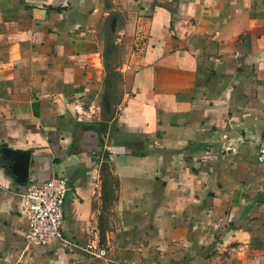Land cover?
Segmentation results:
<instances>
[{
    "label": "crops",
    "instance_id": "0c3cea01",
    "mask_svg": "<svg viewBox=\"0 0 264 264\" xmlns=\"http://www.w3.org/2000/svg\"><path fill=\"white\" fill-rule=\"evenodd\" d=\"M136 1L124 29L146 44L112 111L78 119L105 1L0 0V264H264V0ZM53 175L68 243H27L19 193ZM91 223L105 257L82 249Z\"/></svg>",
    "mask_w": 264,
    "mask_h": 264
},
{
    "label": "built area",
    "instance_id": "2783aa9c",
    "mask_svg": "<svg viewBox=\"0 0 264 264\" xmlns=\"http://www.w3.org/2000/svg\"><path fill=\"white\" fill-rule=\"evenodd\" d=\"M145 36L136 29L133 46L136 50L144 48ZM127 67L128 64H123ZM75 116L80 119L91 117L97 105L75 99L72 102ZM256 158L262 165L264 175V135L257 144ZM67 184L63 175H53L49 178L35 181L29 180L19 193L21 213L27 220L24 239L27 243L44 244L52 239H58L62 244L68 243L61 232L62 202ZM82 249L85 254L92 257H105L106 247L100 241L97 226L89 224L86 239Z\"/></svg>",
    "mask_w": 264,
    "mask_h": 264
},
{
    "label": "rangeland",
    "instance_id": "374dc122",
    "mask_svg": "<svg viewBox=\"0 0 264 264\" xmlns=\"http://www.w3.org/2000/svg\"><path fill=\"white\" fill-rule=\"evenodd\" d=\"M107 14L102 23L101 40V60L103 65V78L99 93L91 101L100 110L110 113L115 107L118 94L120 95L119 68L128 59L130 52L134 49L132 37L136 35V30L127 31L124 29L126 19L131 18V13L138 8L139 2L129 0H104ZM133 34V36H132ZM146 39V37H145Z\"/></svg>",
    "mask_w": 264,
    "mask_h": 264
},
{
    "label": "water",
    "instance_id": "95a60500",
    "mask_svg": "<svg viewBox=\"0 0 264 264\" xmlns=\"http://www.w3.org/2000/svg\"><path fill=\"white\" fill-rule=\"evenodd\" d=\"M12 162L9 166L12 171L18 175L19 178H26L28 151L27 150H15L13 152Z\"/></svg>",
    "mask_w": 264,
    "mask_h": 264
}]
</instances>
